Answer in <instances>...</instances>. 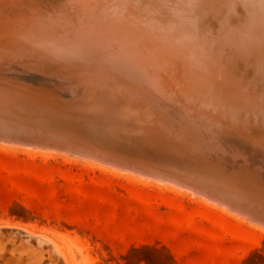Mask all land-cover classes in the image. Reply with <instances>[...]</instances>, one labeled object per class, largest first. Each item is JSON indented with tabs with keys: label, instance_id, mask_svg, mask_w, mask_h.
I'll list each match as a JSON object with an SVG mask.
<instances>
[{
	"label": "bare ground",
	"instance_id": "1",
	"mask_svg": "<svg viewBox=\"0 0 264 264\" xmlns=\"http://www.w3.org/2000/svg\"><path fill=\"white\" fill-rule=\"evenodd\" d=\"M0 67L52 76L48 100L139 135L133 152L178 172L146 177L264 226V189L209 160L226 144L264 152V0H0Z\"/></svg>",
	"mask_w": 264,
	"mask_h": 264
},
{
	"label": "rangeland",
	"instance_id": "2",
	"mask_svg": "<svg viewBox=\"0 0 264 264\" xmlns=\"http://www.w3.org/2000/svg\"><path fill=\"white\" fill-rule=\"evenodd\" d=\"M206 44L211 54L220 49ZM19 75L43 78L47 86L54 81L36 71ZM15 83L22 93L39 89L36 82ZM260 123L252 128L264 132V117ZM3 127L13 136L25 128L69 129L51 128L36 115L8 118ZM235 152L226 144L210 163L264 189L263 150ZM180 158L175 163L191 160ZM203 196L65 151L0 140V264H264V226Z\"/></svg>",
	"mask_w": 264,
	"mask_h": 264
},
{
	"label": "water",
	"instance_id": "3",
	"mask_svg": "<svg viewBox=\"0 0 264 264\" xmlns=\"http://www.w3.org/2000/svg\"><path fill=\"white\" fill-rule=\"evenodd\" d=\"M3 68L0 67V140L57 149L88 159L100 158L103 161L116 164V166H119L123 170H128L143 176H150L144 169H147L146 171L150 170L157 175L168 174L160 170L161 168L154 166L152 163L154 160L152 158V161L149 160L150 157L146 154V151H143V154L132 151L135 142L138 140L136 138H139V135L105 131V128L100 127V125L105 126L104 124H100L102 121L97 122L91 116L82 115L78 111L64 108L66 106L65 104L62 106L63 102L67 105L73 104V101L67 97L54 95L52 97H58L60 99L56 101L48 100V92L53 93L55 92L54 89L56 90L57 88L55 87L57 85L55 79L53 85L47 86L43 84L46 81L43 78L32 75L24 78L19 75L21 72L30 71L5 70ZM15 82H36L35 84L39 85V89L33 91L27 89V94L22 93L23 91L19 92L13 89L16 86ZM33 115L38 117L39 122L47 124L51 128L65 125L69 129L65 130L66 132H63V134L56 131L41 132L38 129L31 128H25V131H20V134L14 136L6 133L7 131L4 129L3 124L8 121V118L27 121ZM60 130L64 129L60 128ZM132 139H135V141H132ZM135 166L144 172L132 168ZM259 211L262 212L263 210H258L257 212ZM259 218L264 220L263 217Z\"/></svg>",
	"mask_w": 264,
	"mask_h": 264
}]
</instances>
